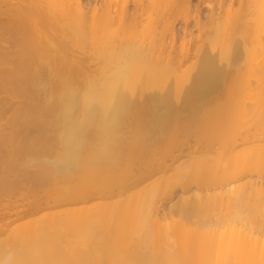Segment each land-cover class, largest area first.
Instances as JSON below:
<instances>
[{
    "label": "bare ground",
    "instance_id": "1",
    "mask_svg": "<svg viewBox=\"0 0 264 264\" xmlns=\"http://www.w3.org/2000/svg\"><path fill=\"white\" fill-rule=\"evenodd\" d=\"M85 1L0 0V264H264V0ZM74 71L55 149L32 86ZM48 179L70 197L20 208Z\"/></svg>",
    "mask_w": 264,
    "mask_h": 264
},
{
    "label": "rangeland",
    "instance_id": "2",
    "mask_svg": "<svg viewBox=\"0 0 264 264\" xmlns=\"http://www.w3.org/2000/svg\"><path fill=\"white\" fill-rule=\"evenodd\" d=\"M84 1V0H83ZM87 1V0H86ZM85 1V2H86ZM96 1V0H95ZM192 1H194V2H192ZM191 1V3L193 4H195L196 2V0H192ZM87 2H89V3H93L94 2V0H88ZM213 2V1H212ZM211 2V3H212ZM98 6L99 5H101L100 4V1L98 2V4H97ZM128 7H130V8H132V5L130 4V2L128 3ZM212 6V5H211ZM201 7H203V5L201 6ZM206 12L208 11L207 9L205 10ZM141 12H143V11H141ZM203 16H205L204 15V13L202 14ZM202 16V17H203ZM204 18L205 17H203L202 18V20H204ZM176 25H177V27H176ZM183 26V23L181 22V20L178 22V23H175V29H176V31L180 34V32H181V28L180 27H182ZM189 27H188V31H192V33H194L193 35H195L196 33H197V31H196V29H195V27L191 24V25H188ZM191 26L193 27V28H191ZM183 29V28H182ZM194 30V31H193ZM196 32V33H195ZM67 38L69 37V36H66ZM86 44H82V43H80V42H76V40H74V41H70V40H66V42H65V46H64V52L62 53V56L59 58V60L62 62V61H64V60H68V59H70L71 57H76V58H78L79 60H81V63H82V65H83V68L86 70V71H88V73H91L92 72V70L95 68V66H96V64L95 63H93V61L91 60V52H92V48H91V46H85ZM192 48H193V46H191V50H190V52H192ZM57 49L59 50L60 48L59 47H57ZM190 54V53H189ZM58 61V59L57 60H53L52 62H57ZM47 75H42L41 76V78H43V77H46ZM49 83L47 84V86L46 87H44L45 89L43 90V89H41V88H36V86L34 87V85L32 86L33 87V89L35 90V91H33L32 90V87L30 88L31 89V92L33 91L34 93H33V97L35 98V99H37V100H39L40 101V103H41V105H42V110L41 111H39L41 114V116H42V118H44L43 119V121L42 120H39V121H41V122H44V124L43 123H41L42 124V127H41V131H42V133H43V136H44V138H45V142L46 143H49V146H53L55 149H57L55 146H57L56 145V141H55V138H54V131H55V125H54V123L55 122H53V120H55V119H53V116H54V112L56 111L55 109H57L56 108V104H57V98L59 99V97H58V91H60L59 89H60V87H67V88H69L70 87V89H75L76 90V94H78L77 96L78 97H80L81 95H80V93L82 94V88L84 89L85 88V86L84 85H86V83H85V81H87L86 80V77H85V75L82 73V72H80V71H74L72 74H70V75H56V76H52L51 78H49ZM85 83V84H84ZM69 86V87H68ZM84 91V90H83ZM2 93V92H1ZM0 93V94H1ZM5 94V93H4ZM3 94V95H4ZM57 95V96H56ZM13 100V99H12ZM229 101L228 100H225L224 101V99H221V100H219L218 101V106H219V110H221V112H222V114L224 113V114H228L229 115V117L227 118V119H231L232 117H233V112L232 111H234L235 109H234V106L233 105H231V104H225V103H228ZM45 112V113H44ZM79 111H77V113H78ZM231 112V113H230ZM44 113V114H43ZM76 113V114H77ZM228 115H226V117L228 116ZM232 115V116H231ZM40 116V117H41ZM44 116V117H43ZM41 118V119H42ZM40 119V118H39ZM229 119V122H227V123H230V120ZM233 119V118H232ZM224 120V119H223ZM225 121V120H224ZM224 121H222V123H226V122H224ZM234 121V120H233ZM232 121V122H233ZM56 124V123H55ZM221 124V123H220ZM228 126H229V124H227ZM208 128H209V133L211 134V133H216V134H219L220 133V135H221V133H223V132H221L220 130H218L217 128H215V127H213V126H208ZM208 128L205 130L206 132H207V130H208ZM220 128V127H219ZM211 129L213 130V131H215V132H213V131H211ZM215 129V130H214ZM217 129V130H216ZM230 131H231V128L229 129ZM228 131V130H227ZM226 131V132H227ZM229 131V132H230ZM228 133V132H227ZM227 133H226V135H227ZM231 133V132H230ZM230 133H228V134H230ZM223 134H225V133H223ZM221 135V137H219V136H216L217 137V141H219V142H217L216 143V147H221L220 146V144H222V142H220V141H223V143H225V135ZM223 136V137H222ZM228 136V138H230V136L229 135H227ZM215 137V136H214ZM213 137V138H214ZM227 138V139H228ZM182 139H184V141L186 140V142H187V144H189V145H192V143H193V141H192V138L191 137H185V136H183V138ZM214 139H216V138H214ZM201 144V142L198 140V142H197V145H200ZM226 144V143H225ZM223 145V144H222ZM224 146V145H223ZM51 153V151L49 150V149H45L44 150V152H43V155H45V154H50ZM41 154V153H40ZM143 167L142 166H135V168L133 169V171H134V174H136V175H139V174H141L142 172H143ZM199 179L200 181H202L204 184L203 185H205L208 181H209V179H210V177L208 176V175H206V174H204V173H202V174H199V175H197V176H193V177H190V176H188V177H186L185 178V181L188 183V182H191L193 179ZM61 179H63V178H61ZM60 180V179H59ZM47 182V183H46ZM64 187H66L65 186V184H64V182H62V180H60V181H57V179L55 180V181H51V179H48L47 181H45V183L43 182V184H41V185H39L38 186V188H37V193H35V191L34 190H30V189H25L24 191L26 192V194H27V198L26 199H24L23 200V202H24V204L20 207V208H26V209H30L32 206H33V204H34V202H33V199H35L36 197L38 198V200H39V203H41V205L44 207V206H49V208L48 209H50L51 210V207H53V206H50V204H53L55 201H57V200H61V199H63V198H66V199H68L70 196L69 195H67V189H64ZM194 188H193V185L191 186V188H190V190H189V192L188 193H190L191 194V192H192V190H193ZM64 191H66L65 193H63ZM60 192H61V194H60ZM179 192H180V190H178L177 192H176V194L177 195H179ZM176 194H174L175 195V197H176ZM67 195V196H66ZM167 204V203H166ZM166 204H164V208H167V206H168V204L166 205ZM59 207H57V206H54L55 207V209H60V208H62V206L61 205H58ZM61 206V207H60ZM45 208V207H44ZM48 209H43V211L42 212H44V211H47ZM55 209H53V210H55Z\"/></svg>",
    "mask_w": 264,
    "mask_h": 264
},
{
    "label": "clouds",
    "instance_id": "3",
    "mask_svg": "<svg viewBox=\"0 0 264 264\" xmlns=\"http://www.w3.org/2000/svg\"><path fill=\"white\" fill-rule=\"evenodd\" d=\"M70 135V134H69Z\"/></svg>",
    "mask_w": 264,
    "mask_h": 264
}]
</instances>
